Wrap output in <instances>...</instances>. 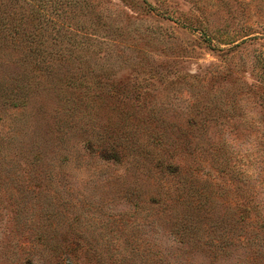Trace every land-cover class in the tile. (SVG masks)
Instances as JSON below:
<instances>
[{"label": "rangeland", "instance_id": "obj_1", "mask_svg": "<svg viewBox=\"0 0 264 264\" xmlns=\"http://www.w3.org/2000/svg\"><path fill=\"white\" fill-rule=\"evenodd\" d=\"M3 4L72 55L0 45V264H264V0Z\"/></svg>", "mask_w": 264, "mask_h": 264}, {"label": "trees", "instance_id": "obj_2", "mask_svg": "<svg viewBox=\"0 0 264 264\" xmlns=\"http://www.w3.org/2000/svg\"><path fill=\"white\" fill-rule=\"evenodd\" d=\"M6 1L0 0V8L5 6L3 3H6ZM30 21L33 22L31 18ZM23 22L25 21L21 17H12L6 15L3 12H0V45H18V47H13L12 50L14 52L16 48L20 50L22 56H20L19 61L22 64L18 62V66L22 69L23 72L24 68L28 70L27 72H30L29 68L31 67L32 73L38 72V74L42 77L50 76L53 73L57 74L55 70L57 65H63V62L69 59V57L72 55V52L65 50L62 51L61 49H56L52 46L50 48L44 43L41 44V42H43L42 39L45 36V33L38 32L36 34L34 32H26L25 30L18 29V24H22ZM12 23L14 25H17V28L11 27ZM77 64L82 65V63H79V61L77 62ZM67 73H69V75H57V82L60 87H69L70 80L75 78L74 70L67 71ZM73 81H76V79H74ZM77 82L84 83L82 79H79ZM7 105L10 104L7 103ZM262 163L264 167V161H262ZM170 168L172 169V167ZM240 194L242 197V201H240V203L238 205H235L233 208H237L239 215H236L234 217V213L230 214V216L232 217L231 221L234 222H236L235 218H237L238 220H245L244 216L246 218L250 214V212H254L256 214L258 213V210H260V208L257 207L255 203H251L249 197H247L248 193H246L245 189L241 191ZM261 207L264 208V206ZM260 227L264 228V223L260 224ZM262 254H264V252L259 255L261 256Z\"/></svg>", "mask_w": 264, "mask_h": 264}]
</instances>
